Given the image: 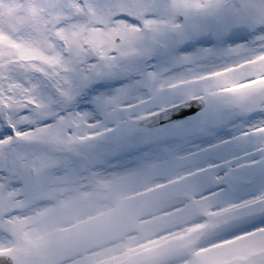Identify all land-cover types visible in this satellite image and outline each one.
I'll use <instances>...</instances> for the list:
<instances>
[{
  "label": "snow or ice",
  "instance_id": "6c2138e0",
  "mask_svg": "<svg viewBox=\"0 0 264 264\" xmlns=\"http://www.w3.org/2000/svg\"><path fill=\"white\" fill-rule=\"evenodd\" d=\"M0 264H264V0H0Z\"/></svg>",
  "mask_w": 264,
  "mask_h": 264
}]
</instances>
